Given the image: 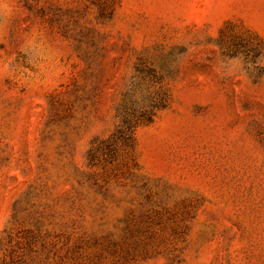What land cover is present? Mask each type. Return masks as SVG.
Returning a JSON list of instances; mask_svg holds the SVG:
<instances>
[{
	"label": "rangeland",
	"instance_id": "1",
	"mask_svg": "<svg viewBox=\"0 0 264 264\" xmlns=\"http://www.w3.org/2000/svg\"><path fill=\"white\" fill-rule=\"evenodd\" d=\"M0 264H264V0H0Z\"/></svg>",
	"mask_w": 264,
	"mask_h": 264
}]
</instances>
